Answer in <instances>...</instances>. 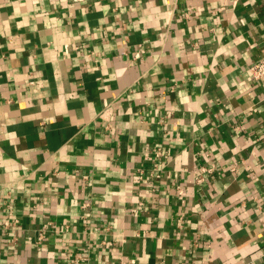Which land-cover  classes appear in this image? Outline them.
<instances>
[{
    "label": "crops",
    "instance_id": "obj_1",
    "mask_svg": "<svg viewBox=\"0 0 264 264\" xmlns=\"http://www.w3.org/2000/svg\"><path fill=\"white\" fill-rule=\"evenodd\" d=\"M261 57L264 0H0V264H264Z\"/></svg>",
    "mask_w": 264,
    "mask_h": 264
},
{
    "label": "built area",
    "instance_id": "obj_2",
    "mask_svg": "<svg viewBox=\"0 0 264 264\" xmlns=\"http://www.w3.org/2000/svg\"><path fill=\"white\" fill-rule=\"evenodd\" d=\"M71 2H81L83 0H69ZM248 74L254 81H258L261 78L264 77V57L259 58L256 62H254L249 68H248ZM211 172V169H206L204 167L200 168V175L198 177V183L202 182L204 180L203 175L208 174ZM17 220L14 219L12 221H6L4 223L5 228H14L17 224Z\"/></svg>",
    "mask_w": 264,
    "mask_h": 264
}]
</instances>
